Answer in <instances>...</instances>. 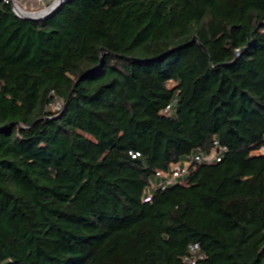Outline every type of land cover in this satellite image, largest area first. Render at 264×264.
I'll return each mask as SVG.
<instances>
[{
	"label": "trees",
	"instance_id": "16d2710c",
	"mask_svg": "<svg viewBox=\"0 0 264 264\" xmlns=\"http://www.w3.org/2000/svg\"><path fill=\"white\" fill-rule=\"evenodd\" d=\"M263 144L264 0H0V264H264Z\"/></svg>",
	"mask_w": 264,
	"mask_h": 264
},
{
	"label": "built area",
	"instance_id": "2783aa9c",
	"mask_svg": "<svg viewBox=\"0 0 264 264\" xmlns=\"http://www.w3.org/2000/svg\"><path fill=\"white\" fill-rule=\"evenodd\" d=\"M12 3L14 12L24 14L25 12L43 13L51 8L59 0H8ZM53 107L60 108V103L56 102ZM169 107L167 108V110ZM225 146L219 145L217 141L214 142L211 150L208 153H198L192 156H186L181 161L172 163L168 171H158L155 174V179L152 182V188L165 189L181 180L188 174L189 167L195 164H215L221 162ZM255 154H264V144L255 152ZM151 195L146 197L145 201H150ZM189 254L184 257V261L189 264H195L197 261L203 259V254L200 252L198 244L189 246Z\"/></svg>",
	"mask_w": 264,
	"mask_h": 264
},
{
	"label": "water",
	"instance_id": "95a60500",
	"mask_svg": "<svg viewBox=\"0 0 264 264\" xmlns=\"http://www.w3.org/2000/svg\"><path fill=\"white\" fill-rule=\"evenodd\" d=\"M63 2H64V0H59L51 8H49L47 11H45L43 13H33V12H25L24 14H18L16 12L15 13L17 16H19L22 19H28V20L46 19L51 14H53L60 7V5Z\"/></svg>",
	"mask_w": 264,
	"mask_h": 264
}]
</instances>
